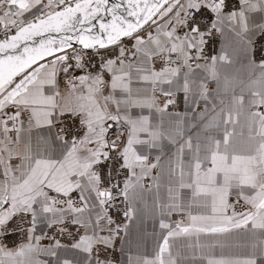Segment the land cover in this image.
<instances>
[{
    "label": "snow or ice",
    "instance_id": "6c2138e0",
    "mask_svg": "<svg viewBox=\"0 0 264 264\" xmlns=\"http://www.w3.org/2000/svg\"><path fill=\"white\" fill-rule=\"evenodd\" d=\"M153 189L162 242L128 264H264V0H0V264H117ZM239 230L243 258L203 252Z\"/></svg>",
    "mask_w": 264,
    "mask_h": 264
},
{
    "label": "crops",
    "instance_id": "0c3cea01",
    "mask_svg": "<svg viewBox=\"0 0 264 264\" xmlns=\"http://www.w3.org/2000/svg\"><path fill=\"white\" fill-rule=\"evenodd\" d=\"M221 46V45H220ZM219 46V49H220ZM207 73L203 70H197V76L203 77L206 76ZM228 76L230 79L235 77H244L246 78V73L242 72L240 70V64L236 63L232 66H225L224 68L220 69V91L221 94L225 96V101L227 102V99L231 96V89L227 93L224 92L225 88V82L224 77ZM167 87V86H165ZM209 88L210 90L215 93V90L217 88V83L214 80L209 81ZM235 91L237 94L240 92L239 86H236ZM177 95H182L183 93H177ZM216 103L219 105V98H217ZM177 104V103H176ZM191 107V102H189V105H185L183 100V109L180 111H170L169 113L174 112H180L183 113L186 110H188ZM200 110H203V102H201ZM217 111H219V107H217ZM213 115V114H210ZM157 118H159V114H157ZM170 117L165 114L164 120H165V126L168 125ZM199 123V120H193L192 114L189 113V116L185 118V124H184V138L187 139L189 135H191L194 139L198 131H200V128L194 127L193 125H196ZM222 131V129H221ZM182 142V141H181ZM176 150V146L169 144L167 141H165V147H164V159L167 160L168 156H170L172 153H174ZM166 176L164 180L162 181V184H166ZM147 183H151V180L149 179ZM159 201L158 203H165L167 200V192L166 187H161L160 193H159ZM156 199L155 190L151 192H146L143 200L138 203V207L140 209V212L137 214V217L134 219V221L129 226V234L125 238L126 242L123 244V253H121L120 257V263L119 264H128V260L131 257L133 262L136 260L138 256H152L154 254V250L156 249V246L159 242H162L160 240V228H159V220H160V212L159 208H154V200ZM193 214H196L195 209H193ZM169 221H177L183 219L185 223H187V217L181 216L179 214H173L171 217L168 218ZM252 240V237L248 234H245L243 230L239 231H233L229 234H224L220 236H207L202 235L201 236V244H214L215 247L212 249L205 248L203 249V252L207 253L209 251L213 252V254L219 256L220 254H224L225 256L230 257H240L243 258L244 255L247 254L250 249L246 247L247 244H249ZM174 244L173 247V253L175 254L177 251H180L182 255L191 256L194 249L188 248L187 245L189 243L195 244V237H193L191 240L180 237L176 238L174 241H172ZM220 244H223L224 247L221 248ZM197 255L200 254V249H195ZM182 264H187V262L182 261Z\"/></svg>",
    "mask_w": 264,
    "mask_h": 264
},
{
    "label": "built area",
    "instance_id": "2783aa9c",
    "mask_svg": "<svg viewBox=\"0 0 264 264\" xmlns=\"http://www.w3.org/2000/svg\"><path fill=\"white\" fill-rule=\"evenodd\" d=\"M232 2H234V0H232ZM219 46H220V41L218 39L217 42L214 45H211L209 47L208 51L212 52V49L215 48V52H212V54H215L216 52H219ZM157 97H158L157 103L162 107L163 106V101L166 98L163 97V96H160L159 93H157ZM176 99H177V104L174 105V106H169L168 110H170V111H178V110H180L181 111L183 109V100H184L183 96L182 95H177ZM120 206L122 207V205H120ZM112 212H113V215H114V218H115L116 215H117L116 209H113ZM120 219H123L122 215L120 216ZM120 247H121V243L118 241L117 245H116V248H117V264L120 263Z\"/></svg>",
    "mask_w": 264,
    "mask_h": 264
},
{
    "label": "rangeland",
    "instance_id": "374dc122",
    "mask_svg": "<svg viewBox=\"0 0 264 264\" xmlns=\"http://www.w3.org/2000/svg\"><path fill=\"white\" fill-rule=\"evenodd\" d=\"M121 248V247H120ZM120 257H121V252H120Z\"/></svg>",
    "mask_w": 264,
    "mask_h": 264
}]
</instances>
